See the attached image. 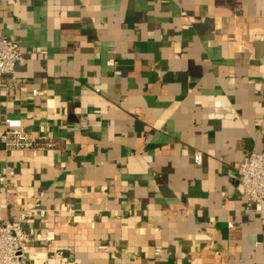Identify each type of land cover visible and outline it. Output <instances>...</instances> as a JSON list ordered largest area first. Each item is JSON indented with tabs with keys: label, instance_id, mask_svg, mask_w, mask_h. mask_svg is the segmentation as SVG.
<instances>
[{
	"label": "crops",
	"instance_id": "1",
	"mask_svg": "<svg viewBox=\"0 0 264 264\" xmlns=\"http://www.w3.org/2000/svg\"><path fill=\"white\" fill-rule=\"evenodd\" d=\"M0 37L25 56L0 137L15 118L55 143L0 138V218L45 192L26 264H264V203L236 188L264 153V0H0Z\"/></svg>",
	"mask_w": 264,
	"mask_h": 264
},
{
	"label": "built area",
	"instance_id": "2",
	"mask_svg": "<svg viewBox=\"0 0 264 264\" xmlns=\"http://www.w3.org/2000/svg\"><path fill=\"white\" fill-rule=\"evenodd\" d=\"M25 56L19 43L6 37H0V83L13 85L16 81V65L24 63ZM37 95L38 91L34 90ZM263 119L255 120L256 126L262 125ZM5 128L1 135V142L6 151L12 150H48L55 148V143L44 134L27 132L20 119L6 118ZM195 163L202 165L203 154L197 151L194 156ZM236 188L238 192L247 197L251 208L261 212L264 203V153L252 151L246 153L237 167ZM13 171L0 173V182L4 186L8 203H12L17 194V189L12 183ZM45 192H41L31 206L19 211L15 220L0 218V264H26L27 252L33 245L34 239L26 232L25 223L30 218L39 214L44 216L46 211L42 207ZM73 213L72 208L68 209ZM232 227V223L230 224ZM155 261L160 262L162 250L156 249ZM61 258V255H58Z\"/></svg>",
	"mask_w": 264,
	"mask_h": 264
}]
</instances>
